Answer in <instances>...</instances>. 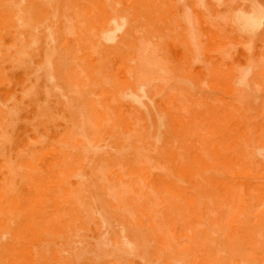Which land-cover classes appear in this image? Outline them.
<instances>
[{
    "label": "rangeland",
    "instance_id": "374dc122",
    "mask_svg": "<svg viewBox=\"0 0 264 264\" xmlns=\"http://www.w3.org/2000/svg\"><path fill=\"white\" fill-rule=\"evenodd\" d=\"M0 264H264V0H0Z\"/></svg>",
    "mask_w": 264,
    "mask_h": 264
}]
</instances>
